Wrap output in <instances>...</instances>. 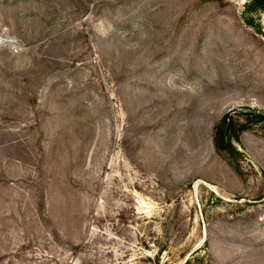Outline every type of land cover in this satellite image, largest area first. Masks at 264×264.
Returning a JSON list of instances; mask_svg holds the SVG:
<instances>
[{"label":"rangeland","instance_id":"obj_1","mask_svg":"<svg viewBox=\"0 0 264 264\" xmlns=\"http://www.w3.org/2000/svg\"><path fill=\"white\" fill-rule=\"evenodd\" d=\"M250 2L0 0V264H264Z\"/></svg>","mask_w":264,"mask_h":264},{"label":"trees","instance_id":"obj_2","mask_svg":"<svg viewBox=\"0 0 264 264\" xmlns=\"http://www.w3.org/2000/svg\"><path fill=\"white\" fill-rule=\"evenodd\" d=\"M250 7L255 10H260L264 13V0H251ZM257 119L264 120V114L259 113V115H255ZM237 137L236 127L233 121L224 120L223 125L217 132L215 133L214 141L218 148H222L224 150H231L232 147V139Z\"/></svg>","mask_w":264,"mask_h":264}]
</instances>
